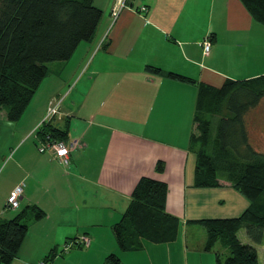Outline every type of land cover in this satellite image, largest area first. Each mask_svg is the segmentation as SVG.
Listing matches in <instances>:
<instances>
[{
	"label": "crops",
	"instance_id": "1",
	"mask_svg": "<svg viewBox=\"0 0 264 264\" xmlns=\"http://www.w3.org/2000/svg\"><path fill=\"white\" fill-rule=\"evenodd\" d=\"M120 1L94 0L102 18L93 39L79 44L68 61L48 65L46 78L14 123L23 143L8 150L10 143H0V161L5 160L0 218L11 219L29 206L44 213L40 220L26 221L28 230L12 264H105L110 254L119 256L120 264H215L214 253L203 251L206 236L190 244L189 229L199 227L195 222L200 220L238 217L248 207L229 184L194 186L189 141L198 84L220 88L228 80L264 75V26L239 0H126L114 20L111 12ZM55 97L63 102L51 124L67 129V144L82 146L67 167L40 154L37 143H26L40 141L36 133ZM256 108L247 114L246 125L250 143L264 154L250 137V114ZM0 114L6 118L3 110ZM143 177L167 186L165 209L180 223L178 238L122 252L112 228ZM20 185L18 209L2 214L7 197ZM226 197L234 205L220 215ZM82 236L90 241L87 248L63 252L66 243ZM47 256L51 260L43 263Z\"/></svg>",
	"mask_w": 264,
	"mask_h": 264
},
{
	"label": "trees",
	"instance_id": "2",
	"mask_svg": "<svg viewBox=\"0 0 264 264\" xmlns=\"http://www.w3.org/2000/svg\"><path fill=\"white\" fill-rule=\"evenodd\" d=\"M239 1L264 26V0ZM101 18L94 0H0V110L8 122L21 118L46 78L48 65L68 61L79 44L91 41ZM146 70L162 73L152 67ZM163 75L196 84L178 74ZM197 87L193 117L197 134L192 133L189 141L195 155L194 186L214 189L222 179L249 202L238 217L195 222L206 232L203 251L214 253L215 264H259L254 246L264 241V154L249 141L246 116L264 100V75L228 80L220 88ZM36 134L42 141L48 137L66 143L68 131L50 122ZM155 169L162 171V163ZM166 195L164 183L147 177L138 181L121 220L112 228L120 251H137L143 242L159 245L177 240L180 223L166 212ZM43 215L29 206L11 219L0 218V264H12L28 230L26 221ZM242 229L251 245L238 239ZM50 260L47 256L43 263ZM105 264H120V258L110 254Z\"/></svg>",
	"mask_w": 264,
	"mask_h": 264
},
{
	"label": "rangeland",
	"instance_id": "3",
	"mask_svg": "<svg viewBox=\"0 0 264 264\" xmlns=\"http://www.w3.org/2000/svg\"><path fill=\"white\" fill-rule=\"evenodd\" d=\"M66 104H68L67 99L65 101V105ZM68 105H70V103ZM256 109H257L256 112L254 111V112H251L250 114V120H251V126H249L250 127V137H251L252 143L256 146V148L264 153V100L261 101V103L257 106ZM194 133L197 134L196 131H194ZM20 136H21V132L18 131L14 123L8 122L6 118H4L2 114H0V143H10L6 146V150H8L10 146L12 147L14 143H23V142H20ZM26 143H38V142L37 140L33 141V138H30L27 140ZM4 162L5 160L0 161V171L3 167ZM218 182H219V185H222L223 183L229 184L228 182L222 179L219 180ZM236 194L241 199H243L244 206H249V202L244 197H242L238 193ZM224 202L225 203L220 205L219 207L220 215L228 214L230 212L229 209L234 205V201L228 197L224 198ZM5 212H8V209L3 207L2 214H4ZM22 222L24 223L25 220H23ZM205 236H206V232L200 226L190 228L187 233V239L190 244H194V243L196 244L200 240L204 239ZM237 236H238V239L243 244H250V245L252 244V242L247 238L244 229L240 230ZM254 247L256 248L257 253H258L259 264H264V243H262V245H259V246L255 245ZM217 249L218 248H216V250Z\"/></svg>",
	"mask_w": 264,
	"mask_h": 264
},
{
	"label": "built area",
	"instance_id": "4",
	"mask_svg": "<svg viewBox=\"0 0 264 264\" xmlns=\"http://www.w3.org/2000/svg\"><path fill=\"white\" fill-rule=\"evenodd\" d=\"M126 0H121L118 5L113 7L112 9V18L115 20L117 16L119 15L120 11L125 8ZM144 8H141L140 11H144ZM204 54H207L210 49V43L209 41L205 40L202 43ZM63 102V97H55L52 99L49 103L46 116L43 119L42 123L40 124V127L46 124H49L53 118L59 117L61 114V105ZM82 146L79 143H71L66 144L64 142L54 141L51 139H48V137L45 138V140H40L37 143V149L40 154H48L52 157V159L59 164L63 165L64 167H67L70 163V155L80 149ZM23 191V185H20L13 189L9 196L6 199L5 202V208L11 211H16L19 207V199L21 197ZM90 244L89 239L86 236H82L78 238V241L76 242H69L64 245V251L67 252L70 248L73 247H81V248H87ZM42 264V263H41Z\"/></svg>",
	"mask_w": 264,
	"mask_h": 264
}]
</instances>
